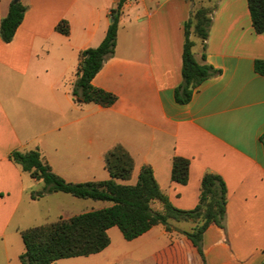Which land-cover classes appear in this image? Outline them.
Returning a JSON list of instances; mask_svg holds the SVG:
<instances>
[{
  "label": "crops",
  "instance_id": "0c3cea01",
  "mask_svg": "<svg viewBox=\"0 0 264 264\" xmlns=\"http://www.w3.org/2000/svg\"><path fill=\"white\" fill-rule=\"evenodd\" d=\"M13 1L0 0V27ZM119 1L22 0L28 10L13 41L0 36V244L5 249L0 264H22L24 252L11 257L9 245L20 242L22 231L45 225L38 224L45 214L57 212V221L112 206L61 192L33 199L45 184L11 161V153L38 149L67 182H101L111 178L105 154L117 145L135 161L131 179L117 183L136 185L142 168L151 166L180 210L198 206L206 173L220 175L228 189L226 229L212 225L205 233L206 262L264 264V76L255 69L256 61L264 60V34L254 31L248 1H127L115 55L92 82L117 101L111 107L79 106L73 89L81 52L101 45ZM201 7L213 8L205 63L220 74L197 88L190 103L179 105L175 90L183 81L185 23ZM63 21L69 35L57 31ZM191 39L195 58L203 63V43L194 33ZM175 157L190 160L187 185L172 181ZM79 200L89 207L83 210ZM157 203L153 207L161 211ZM191 226L175 223L181 231ZM109 235L110 246L86 260L108 261L113 236L119 241L123 236L117 227ZM130 244L141 254L120 260L205 264L188 238L162 225Z\"/></svg>",
  "mask_w": 264,
  "mask_h": 264
},
{
  "label": "trees",
  "instance_id": "16d2710c",
  "mask_svg": "<svg viewBox=\"0 0 264 264\" xmlns=\"http://www.w3.org/2000/svg\"><path fill=\"white\" fill-rule=\"evenodd\" d=\"M129 0H120L111 12V24L103 42L97 48L81 52L80 65L74 84L73 96L79 105L95 103L111 107L117 97L93 86V79L104 64L115 55L122 9ZM193 1V0H191ZM254 31L264 34V0H247ZM28 7L12 2L8 15L2 20L0 36L3 42L11 43L23 23ZM213 8L201 7L185 23L183 48V81L175 90L179 105L191 102L194 92L205 81L220 74V71L205 63L206 41L212 26ZM57 31L70 34L67 21L57 26ZM194 33L203 43V63L196 60ZM256 72L264 76V60H257ZM264 143V135L261 138ZM10 160L22 167L32 178L43 181L45 188L32 194L37 200L52 193H66L80 199H91L112 203L111 207L83 213L71 218H61L53 223L22 231L25 252L21 254L22 264H56L59 260L88 257L103 252L111 244L109 230L117 227L125 240L134 241L155 226L162 225L167 232H178L188 238L197 248L205 264L203 241L212 226L225 230L228 211V189L224 179L215 173H206L201 183L198 206L193 210H180L170 201L159 186L151 166H144L136 185H123L117 180L129 181L133 175L135 161L127 149L117 145L105 154V166L110 180L101 182L69 183L53 172L41 152L14 151ZM190 160L175 157L172 167V181L181 185L189 182ZM159 202L163 209L157 211L153 204ZM175 223H190L189 230H179Z\"/></svg>",
  "mask_w": 264,
  "mask_h": 264
},
{
  "label": "rangeland",
  "instance_id": "374dc122",
  "mask_svg": "<svg viewBox=\"0 0 264 264\" xmlns=\"http://www.w3.org/2000/svg\"><path fill=\"white\" fill-rule=\"evenodd\" d=\"M43 191V190H42ZM41 192V191H39ZM69 197L73 198V196L68 195ZM41 199V198H40ZM79 201H83L82 203L83 206V210H86L87 208V204L88 202H86V200H79ZM89 203H94L92 202V200H89ZM99 201H96V203ZM159 204V203H157ZM89 207V206H88ZM66 212L70 213V208H65ZM80 212V211H78ZM66 213V214H68ZM57 216V212L52 213V215H44L43 218L38 221L40 223L38 224H46L49 222H53L56 220ZM113 250L111 251L110 257L108 259V261H103V263H96L93 260H86V257L81 258V259H77V258H72V259H63V260H59L56 264H135L134 262L131 261H124V260H120V258L122 259V257L126 254H133L135 256H138L141 254L140 250L136 249L134 246H132V244H130L129 241L125 240L124 237L122 236V241H119L116 237L113 236ZM19 243H14L12 245H9V251L11 254V257H14L15 254H17V252L23 251L25 252V245L23 243L22 238L19 239ZM4 247L3 245L0 244V262L3 261L5 259V255H4ZM90 257V256H88Z\"/></svg>",
  "mask_w": 264,
  "mask_h": 264
},
{
  "label": "water",
  "instance_id": "95a60500",
  "mask_svg": "<svg viewBox=\"0 0 264 264\" xmlns=\"http://www.w3.org/2000/svg\"><path fill=\"white\" fill-rule=\"evenodd\" d=\"M19 0H14V2H18Z\"/></svg>",
  "mask_w": 264,
  "mask_h": 264
}]
</instances>
